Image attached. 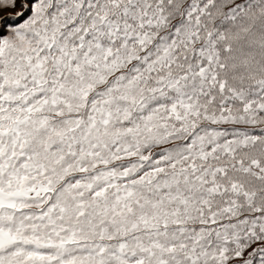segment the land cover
<instances>
[{
    "label": "snow or ice",
    "instance_id": "snow-or-ice-1",
    "mask_svg": "<svg viewBox=\"0 0 264 264\" xmlns=\"http://www.w3.org/2000/svg\"><path fill=\"white\" fill-rule=\"evenodd\" d=\"M0 264H264V0H0Z\"/></svg>",
    "mask_w": 264,
    "mask_h": 264
}]
</instances>
